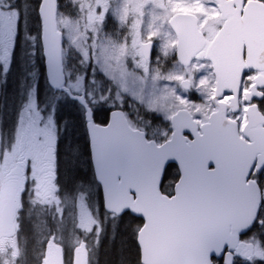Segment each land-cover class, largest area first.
Returning <instances> with one entry per match:
<instances>
[{"label":"snow or ice","instance_id":"6c2138e0","mask_svg":"<svg viewBox=\"0 0 264 264\" xmlns=\"http://www.w3.org/2000/svg\"><path fill=\"white\" fill-rule=\"evenodd\" d=\"M0 264H264V0H0Z\"/></svg>","mask_w":264,"mask_h":264}]
</instances>
